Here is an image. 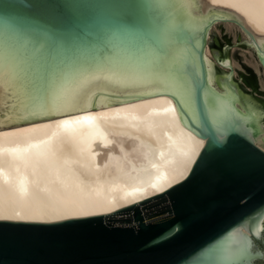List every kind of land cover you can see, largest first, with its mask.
I'll return each instance as SVG.
<instances>
[{"label": "water", "instance_id": "95a60500", "mask_svg": "<svg viewBox=\"0 0 264 264\" xmlns=\"http://www.w3.org/2000/svg\"><path fill=\"white\" fill-rule=\"evenodd\" d=\"M216 20L248 35L261 82L264 0H0V130L165 95L205 140L137 203L0 219V264H264V99L203 53Z\"/></svg>", "mask_w": 264, "mask_h": 264}, {"label": "bare ground", "instance_id": "6f19581e", "mask_svg": "<svg viewBox=\"0 0 264 264\" xmlns=\"http://www.w3.org/2000/svg\"><path fill=\"white\" fill-rule=\"evenodd\" d=\"M209 29L203 53L230 66L210 56ZM204 141L165 95L0 130V219L52 222L137 203L182 180Z\"/></svg>", "mask_w": 264, "mask_h": 264}, {"label": "rangeland", "instance_id": "374dc122", "mask_svg": "<svg viewBox=\"0 0 264 264\" xmlns=\"http://www.w3.org/2000/svg\"><path fill=\"white\" fill-rule=\"evenodd\" d=\"M207 47L214 60L228 57L233 67L230 71L234 73L235 79L249 92L264 99V89H261L258 74L254 73L252 64L249 62L250 49L247 47L245 35L236 23L214 22L209 29ZM212 49H217L220 55L215 56ZM221 69L229 71L227 67H221ZM256 246L264 252V247L258 244Z\"/></svg>", "mask_w": 264, "mask_h": 264}]
</instances>
